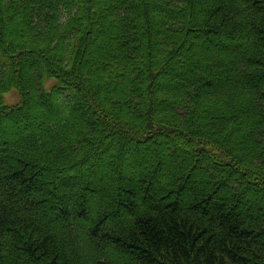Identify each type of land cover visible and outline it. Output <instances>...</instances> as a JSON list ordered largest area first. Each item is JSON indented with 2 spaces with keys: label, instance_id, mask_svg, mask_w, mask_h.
<instances>
[{
  "label": "trees",
  "instance_id": "trees-1",
  "mask_svg": "<svg viewBox=\"0 0 264 264\" xmlns=\"http://www.w3.org/2000/svg\"><path fill=\"white\" fill-rule=\"evenodd\" d=\"M0 264H264V0H0Z\"/></svg>",
  "mask_w": 264,
  "mask_h": 264
},
{
  "label": "rangeland",
  "instance_id": "rangeland-1",
  "mask_svg": "<svg viewBox=\"0 0 264 264\" xmlns=\"http://www.w3.org/2000/svg\"><path fill=\"white\" fill-rule=\"evenodd\" d=\"M235 47V46H234ZM242 47L241 46H238V47H235V49H236V51H238V50H240ZM184 65V64H183ZM182 65V66H183ZM49 80H54V78H50ZM5 99H6V101L7 102H10V103H15V102H17L18 101V99H19V97H18V94H17V92L16 91H10V92H8V93H6L5 94ZM42 102H36V108H35V111H36V113H33V115H32V117H34L33 118V120H31V122L32 123H35L34 121H35V119H37V117H39V115L40 114H43V113H41V112H43L42 110H41V107L40 106H42ZM68 104H70L69 102H68ZM61 106V107H60ZM64 106V105H63ZM66 106H71V104L70 105H66ZM81 106V108L83 109V107L84 106H82V105H80ZM58 107H59V109L60 108H62V105L61 104H58ZM29 124V123H28ZM31 124V123H30ZM156 152V151H155ZM154 152V153H155ZM149 153H151V150H149L148 152H147V155L149 154ZM135 154V151L133 150V149H131L129 152H128V164H131V165H133V167L136 169L137 167H139V165L137 164V161H136V155H134ZM145 155H146V153H145ZM146 155V156H147ZM207 166L208 165H204V167H203V169L204 170H206V171H208V170H210L209 168H207ZM204 180H202V182H201V184L203 185L204 183ZM256 199V198H255ZM257 200V199H256ZM255 200V201H256Z\"/></svg>",
  "mask_w": 264,
  "mask_h": 264
},
{
  "label": "bare ground",
  "instance_id": "bare-ground-1",
  "mask_svg": "<svg viewBox=\"0 0 264 264\" xmlns=\"http://www.w3.org/2000/svg\"><path fill=\"white\" fill-rule=\"evenodd\" d=\"M80 12V11H79ZM118 20V19H117ZM37 30V29H36ZM41 30V29H40ZM89 30V29H88ZM109 30V29H108ZM84 33V32H83ZM53 34V33H52ZM88 34V33H87ZM126 37V36H125ZM87 39V38H86ZM112 39V38H111ZM115 40V39H114ZM117 41V40H116ZM120 42V41H119ZM102 46V45H101ZM115 46V45H114ZM113 48V47H112ZM116 56V55H115ZM99 59V58H98ZM110 59V58H109ZM115 59V58H114ZM123 67V66H122ZM125 68V67H124ZM128 71V70H127ZM124 72V71H123Z\"/></svg>",
  "mask_w": 264,
  "mask_h": 264
}]
</instances>
